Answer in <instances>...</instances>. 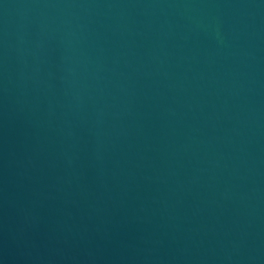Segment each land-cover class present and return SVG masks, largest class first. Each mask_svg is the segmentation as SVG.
<instances>
[{
    "label": "water",
    "instance_id": "95a60500",
    "mask_svg": "<svg viewBox=\"0 0 264 264\" xmlns=\"http://www.w3.org/2000/svg\"><path fill=\"white\" fill-rule=\"evenodd\" d=\"M0 264H264V0H0Z\"/></svg>",
    "mask_w": 264,
    "mask_h": 264
}]
</instances>
